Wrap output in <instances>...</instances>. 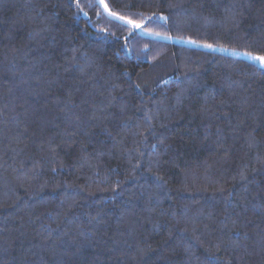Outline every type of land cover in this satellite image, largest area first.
Segmentation results:
<instances>
[{
	"label": "trees",
	"instance_id": "16d2710c",
	"mask_svg": "<svg viewBox=\"0 0 264 264\" xmlns=\"http://www.w3.org/2000/svg\"><path fill=\"white\" fill-rule=\"evenodd\" d=\"M262 55L264 0H0V264H264Z\"/></svg>",
	"mask_w": 264,
	"mask_h": 264
},
{
	"label": "snow or ice",
	"instance_id": "6c2138e0",
	"mask_svg": "<svg viewBox=\"0 0 264 264\" xmlns=\"http://www.w3.org/2000/svg\"><path fill=\"white\" fill-rule=\"evenodd\" d=\"M101 2H103V0H101ZM105 7H107V5H105ZM112 14L115 15V13H112ZM121 18L123 19V17H121ZM128 23L133 24L134 22L131 21V20H129ZM134 26L135 27H140V25H138V24H135ZM207 47H211V45H207ZM253 58L260 60L261 63L264 64V55H262V56H256V57H253Z\"/></svg>",
	"mask_w": 264,
	"mask_h": 264
}]
</instances>
